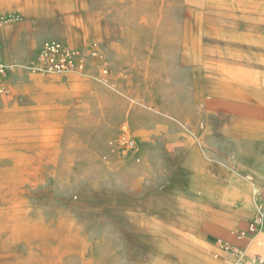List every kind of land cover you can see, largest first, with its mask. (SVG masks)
I'll list each match as a JSON object with an SVG mask.
<instances>
[{"label":"rangeland","instance_id":"374dc122","mask_svg":"<svg viewBox=\"0 0 264 264\" xmlns=\"http://www.w3.org/2000/svg\"><path fill=\"white\" fill-rule=\"evenodd\" d=\"M0 22V264H235L264 218V0H0ZM52 37L83 72L27 69ZM124 129L139 161L109 152ZM235 177L259 205L226 225Z\"/></svg>","mask_w":264,"mask_h":264},{"label":"built area","instance_id":"2783aa9c","mask_svg":"<svg viewBox=\"0 0 264 264\" xmlns=\"http://www.w3.org/2000/svg\"><path fill=\"white\" fill-rule=\"evenodd\" d=\"M19 17L20 16L17 14H12L9 19H19ZM91 52L93 56H96L98 53L96 48H93ZM26 67L28 70L40 74L68 71L83 72L87 67V59L82 49L71 46L60 38L52 37L43 41L38 52ZM13 69L14 67L12 65L5 63L0 58V95L7 91L5 79ZM103 73H107L106 68L103 69ZM136 145L135 138L132 137L130 132L126 129L123 130L120 137L112 139L108 143L109 152L111 154H119L124 158L128 155L127 151H133L135 153V159L139 161L140 157L137 156ZM105 158H107V156H105ZM262 218V214L256 215L249 222L246 231L235 234L236 239L241 240L246 235L255 234L262 222ZM223 247L233 251L234 254H238V259L235 264H247L246 249L229 245H223Z\"/></svg>","mask_w":264,"mask_h":264},{"label":"crops","instance_id":"0c3cea01","mask_svg":"<svg viewBox=\"0 0 264 264\" xmlns=\"http://www.w3.org/2000/svg\"><path fill=\"white\" fill-rule=\"evenodd\" d=\"M1 8L4 11L6 9V6L1 5ZM20 10L23 11V9H21V8H20ZM9 31L10 32L12 31V28L10 25H3L2 27H0V37L4 41L3 49L7 50V51H8V47L10 45V41H8L5 37H6V33H8ZM4 50L2 51L3 53H4ZM235 183L242 184V187L245 190L244 191L245 195H242L240 197L241 200H239L242 202H237L238 196L234 192V190H235L234 184ZM249 184H251V182L249 180H244V179H241L238 177L232 178L228 183H226L225 192L221 198L220 204H221V209L224 210L229 215V218L231 221H229V219H228V221H226V223H224V224L230 225L231 222H233L234 220H237L238 217L241 216L242 214H244L247 210L254 209V208H256L257 205H259L257 201H255V203L249 204V200H248L249 199ZM240 204H242V205H240ZM244 204H246V205H244ZM262 207H264V201L262 203ZM221 232H223V231H221ZM249 236L251 238L253 235H249ZM250 238H249V240H250ZM243 239H241L242 241L236 239L240 242H237L234 245L236 247H240V248L247 250L246 263L247 264H264V253H263L264 252V233H262V235L260 236L261 243L259 242L257 248L252 247L249 240L243 241ZM260 261H262V262H260ZM212 264H223V263L221 261L215 260L212 262Z\"/></svg>","mask_w":264,"mask_h":264},{"label":"bare ground","instance_id":"6f19581e","mask_svg":"<svg viewBox=\"0 0 264 264\" xmlns=\"http://www.w3.org/2000/svg\"><path fill=\"white\" fill-rule=\"evenodd\" d=\"M27 11H29L28 10V8H27ZM72 36V35H71ZM73 40H74V38H73ZM74 45V44H73ZM47 86V85H46ZM48 87V86H47ZM243 182V181H242ZM241 183V182H240ZM245 183V182H244ZM246 184V183H245ZM252 185H253V183H251ZM254 186V185H253ZM240 189H241V187H240ZM253 190H254V192H255V188L253 187ZM232 191V190H231ZM239 202H242V201H239ZM250 204V203H249ZM240 205H242V204H240ZM244 205H246V204H244ZM258 206V205H257ZM256 206V207H257ZM252 208V207H251ZM243 212V211H242ZM263 214H264V212H263ZM231 221V220H230ZM261 225L263 226V229H264V218L262 219V222H261ZM259 229V228H258ZM257 233V232H256ZM251 234V235H254L253 237H251L250 238V240H249V242L251 243V245L252 246H254V245H258L259 244V242L261 243V240H260V236L262 235L261 233L260 234Z\"/></svg>","mask_w":264,"mask_h":264}]
</instances>
